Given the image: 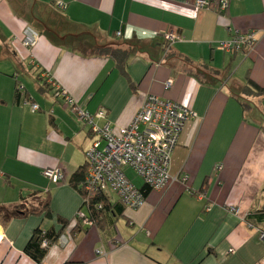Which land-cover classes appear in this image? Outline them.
<instances>
[{"label": "crops", "instance_id": "crops-1", "mask_svg": "<svg viewBox=\"0 0 264 264\" xmlns=\"http://www.w3.org/2000/svg\"><path fill=\"white\" fill-rule=\"evenodd\" d=\"M210 1L197 10L193 0H0V264H35L24 248L36 229L59 231L58 219L71 222L67 243L51 246L41 264H264V97L242 93L247 79L264 87V0H227L223 13ZM27 27L39 35L30 48ZM170 32L179 38L172 44ZM248 32L253 49H216ZM107 45L128 53L122 70L96 53ZM239 70L244 78L234 81ZM45 76L88 114L104 110L99 128L127 127L147 94L185 105L196 118L171 174L188 182L149 191L137 211L119 209L108 193L98 223L70 233L79 211L88 216L68 180L85 165L92 134ZM46 169L63 180L50 182Z\"/></svg>", "mask_w": 264, "mask_h": 264}, {"label": "built area", "instance_id": "built-area-1", "mask_svg": "<svg viewBox=\"0 0 264 264\" xmlns=\"http://www.w3.org/2000/svg\"><path fill=\"white\" fill-rule=\"evenodd\" d=\"M210 0H193V7L197 10L208 9ZM54 6L63 10L65 4L56 2ZM228 7L227 0H219V12ZM38 33L27 27L23 31V46L33 47L38 39ZM164 40L172 44L179 40L176 33L164 35ZM256 43L255 33L235 34L228 41L220 42L216 49L222 52L251 50ZM46 83L52 87L56 97L64 100L65 104L75 114L78 123L87 126L92 134L91 144L85 150V176L82 184L83 205L88 207L89 201L101 194L111 193L125 209L139 210L145 202L143 194L127 177L125 170L130 169L142 183L151 190H162L174 181L182 184L188 182V176L180 178L171 174V157L177 147L184 127L189 119L196 115L185 105L161 99L155 95L147 94L144 101L127 127L114 129L110 124L99 128L94 118H104L105 111L101 110L92 116L78 107L74 99L67 92L57 86L53 80L45 76ZM171 87V82L165 84V89ZM25 104H29L31 111H38V106L24 95V89L17 86ZM43 176L52 183L63 180V173L59 169H46ZM101 205L96 206L100 210ZM209 211V207L206 208ZM231 212L237 213L231 208ZM75 222L82 226H93L90 218L80 211L74 217ZM261 239L264 233L259 232ZM66 234H62L57 244L64 246L67 243ZM43 248L52 244L47 240L41 243ZM264 263V257L262 259ZM41 264V263H40Z\"/></svg>", "mask_w": 264, "mask_h": 264}, {"label": "trees", "instance_id": "trees-1", "mask_svg": "<svg viewBox=\"0 0 264 264\" xmlns=\"http://www.w3.org/2000/svg\"><path fill=\"white\" fill-rule=\"evenodd\" d=\"M95 50H96V53L98 55L109 57V58L113 59L115 61V63L117 64V67L120 68L121 70L125 66L126 60L128 58V53L126 51L115 49L113 46H110V45L103 46V47H97ZM17 86H16V93H17V95L18 94L20 95V93L18 92ZM249 92H253L257 96L264 97V87H260L259 85H257L253 81H251L250 79H247L246 85L242 89V93L243 94L244 93L249 94ZM239 101H240L241 107L243 108V111H245L246 105L244 104V102L242 100H239ZM263 132H264V129H263ZM84 176H85V165L79 167L70 176V178L68 180V184L72 188L77 190L82 196L84 195L83 194L84 192L82 190V184L84 181ZM139 190L143 194L144 198L146 197L148 192L151 191V189L144 184H143L142 188H140ZM108 197H109L108 193L107 194H101L99 196L93 197L89 201V205L87 207L88 208V217L90 218V220L93 222L94 225L98 223V220L101 217V215L111 207L109 200H108L109 199ZM98 204L101 205V209L97 211L96 206ZM121 206H122V204H121ZM121 206L119 209L123 210L124 207L123 206L121 207ZM42 211L46 217L51 218L48 200H46L44 202V205L42 207ZM16 214H17V210H12L10 212L7 211L5 213V219L8 220L12 217H15V216H17ZM260 214L264 215V211H261ZM253 216H255V215H253ZM260 219H261V217H260ZM58 222L60 223L61 228L57 232H54L53 230L43 231L41 229H36L33 232L30 240L28 241V243L26 245V247L24 248V251H23L24 254L28 258H30L35 264H40L42 262V260L46 256L48 249L51 247L50 246V247L43 248L41 246L42 241L47 240L48 242H50L52 244V246L57 244L58 238L62 235V233L66 229L69 228V226L71 224V222L65 221L62 219H58ZM79 225H80L79 222H75V225L72 226V228H70V233L78 230V228H80ZM261 233H264V230H262ZM65 264H70V263H65Z\"/></svg>", "mask_w": 264, "mask_h": 264}, {"label": "rangeland", "instance_id": "rangeland-1", "mask_svg": "<svg viewBox=\"0 0 264 264\" xmlns=\"http://www.w3.org/2000/svg\"><path fill=\"white\" fill-rule=\"evenodd\" d=\"M234 81H236V79L237 78H239V79H241V78H244L243 76H242V74H241V70H239L237 73H235V75H234ZM242 80V79H241ZM261 110H263L264 111V103H262L261 102ZM263 119H264V117H262ZM125 173H126V175H127V177L130 179V181H132V183H133V185L135 186V187H140L141 186V184H142V181L138 178V177H136L135 175H134V173L130 170V169H126L125 170ZM85 211V210H84ZM86 212V211H85Z\"/></svg>", "mask_w": 264, "mask_h": 264}]
</instances>
